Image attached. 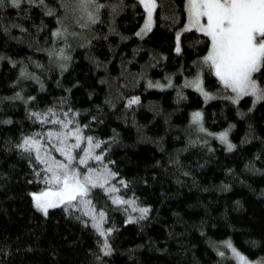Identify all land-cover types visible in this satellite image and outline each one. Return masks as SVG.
Here are the masks:
<instances>
[{"label": "trees", "instance_id": "obj_1", "mask_svg": "<svg viewBox=\"0 0 264 264\" xmlns=\"http://www.w3.org/2000/svg\"><path fill=\"white\" fill-rule=\"evenodd\" d=\"M155 1L144 35L140 0H97L95 22L72 0L0 4V264H237L227 243L264 264V99H233L188 0ZM60 164L89 191L45 215L33 194Z\"/></svg>", "mask_w": 264, "mask_h": 264}, {"label": "snow or ice", "instance_id": "obj_2", "mask_svg": "<svg viewBox=\"0 0 264 264\" xmlns=\"http://www.w3.org/2000/svg\"><path fill=\"white\" fill-rule=\"evenodd\" d=\"M40 2L43 3V0ZM92 2L94 0H80L82 5ZM2 3L3 0H0V4ZM12 3L13 6L18 7L20 0H12ZM140 3L148 10L149 19L142 30L148 31L151 28L152 9L155 5L151 0H140ZM189 13L191 23L211 39V50L204 59L205 62H211V66L215 68V73L224 86L236 92L238 98L241 95H253L256 100L264 99V90L259 89L253 80V73L259 72L264 67V0H189ZM51 14L49 12V15ZM201 17H206V24H201ZM89 19L95 22V18L91 14H89ZM54 35L60 36L62 33L57 31ZM179 51V46H177V52ZM197 87H199L198 82ZM134 102L136 101L131 103ZM199 116V113L194 114V118H199ZM54 123L56 122L54 121ZM221 139H225L223 134ZM77 140H79V136H77ZM88 140L91 143V138ZM38 143L32 137H25L23 143L18 147L30 152ZM96 147L99 145L97 144ZM228 147L231 149L233 146L229 144ZM59 150L63 151V149ZM66 155L69 162L75 159L70 153H66ZM95 158L100 159L99 156ZM85 162L84 158H80L79 163L84 164ZM59 167L64 169L63 177L53 173L51 179L57 184H62L61 191L33 194L35 207L45 215L49 208L57 206L56 203L47 199L48 197L56 196L60 203H71L87 192L85 185L81 184L77 178L78 173L72 172L69 175L66 164H60ZM48 170L52 171L51 167ZM85 179L90 180L91 178L86 176ZM93 187H95L94 184ZM116 202L123 201L117 200ZM147 211L148 209H141L142 213ZM102 217L103 213H101ZM93 227L100 231L101 236L105 235L100 230L99 224H94ZM228 246L231 247L230 244ZM104 249L105 254H108L109 249L106 241ZM233 252L241 264H246L243 256L236 253L235 249Z\"/></svg>", "mask_w": 264, "mask_h": 264}, {"label": "rangeland", "instance_id": "obj_3", "mask_svg": "<svg viewBox=\"0 0 264 264\" xmlns=\"http://www.w3.org/2000/svg\"><path fill=\"white\" fill-rule=\"evenodd\" d=\"M151 2H152L155 6H154V8L152 9L151 28H150V30H151V29L153 28V26H154V13H155V8H156V1H155V0H151ZM70 6H71V7H70L71 10H72L73 8H78V9L80 10V12H81L82 15H79V17H83V16H84V17L89 18V14L92 15V14L96 11V9H97V0H94V2L89 3V4H87V5H82V4L80 3V0H72ZM143 6H144V5H143ZM144 8H145V7H144ZM145 12H146V14H145V20H144V22H143V24H142L140 30L138 31V33H139L140 35H144V34H146V33H148V32L150 31V30H148V31H142V30L145 28V24H146V22H147L148 19H149V17H148V10H147L146 8H145ZM78 13H79V12H78ZM81 19H82V18H81ZM81 19L79 18V20H81ZM200 22H201V24H206V23H207V19H206V17H201ZM186 28H195V29H198L196 26H194V25L191 23V20H190V13H189V0H188V20H187V23H186ZM213 68H214V67H213ZM214 73H215V68H214ZM255 73H256V72H255ZM255 73H253V80L256 82V80H255V78H254V74H255ZM215 74H216V73H215ZM218 79H219V77H218ZM219 80H220V79H219ZM197 82L199 83V87H197V85H196V88H197V90H198L199 92H201V93L203 94V93H204V90H205V87H204L203 81L201 82V81L198 79ZM221 83H222V82H221ZM195 84H196V83H195ZM222 84H223V83H222ZM256 84H257V82H256ZM223 85H224V84H223ZM257 86H258L259 89L264 90V87H263V86H260V85H258V84H257ZM230 89H231V88H230ZM231 90H232V89H231ZM205 92H206V91H205ZM242 96H243V95L239 96V98L242 97ZM251 96H253V95H251ZM232 97H233L234 100L239 99V98L237 97V93L234 92L233 90H232ZM253 97H254V99L256 100V97H255V96H253ZM224 136H225V134H224ZM89 155H90V154L86 155L85 157H87V156H89ZM89 168H90V170H87V172H86V174L84 175V177H86V176H87V177H93L94 180H98V181H101V182H106V180L108 179V177H109V175H110V172H109V170H108V168H107L106 166H105V167L98 168L97 171H95L94 173L92 172V171H93L92 167H89ZM71 173H72V172H71ZM71 173H70L69 175H71ZM77 178L79 179L80 183H81V184H84L85 187L87 188V192H86V194H87L89 188H88L87 185L81 180L82 178L79 177V175H78ZM61 189H62V184H60V185L57 186V187H49V188H46V189L41 190V191H38V192H36V193H34V194L39 195V194H41V193H43V192L57 193V192H60ZM86 194H85V195H86ZM82 196H84V195H82ZM47 199H49L50 201L56 203L57 206L60 205V204H62V203H60L59 198L56 197V196H50V197H48ZM51 208H52V207H51ZM49 209H50V208H49ZM49 209H48V210H49ZM229 244H230V243H227V247H229V246H228ZM230 245H231V244H230ZM229 249H230L232 255L234 256V258H235L237 264H241V261L239 260V258L237 257V255H235L234 252H233V249H235V248L231 245V247H229ZM235 252H236V253H239L240 256H243V257L245 258L246 264H254V263H253L254 261L248 259L245 255H243V254H242L241 252H239L237 249H235Z\"/></svg>", "mask_w": 264, "mask_h": 264}, {"label": "bare ground", "instance_id": "obj_4", "mask_svg": "<svg viewBox=\"0 0 264 264\" xmlns=\"http://www.w3.org/2000/svg\"><path fill=\"white\" fill-rule=\"evenodd\" d=\"M190 82H191V80H190ZM255 101V100H254ZM192 120V119H191ZM233 132V131H232ZM229 137V136H228ZM89 191V190H88Z\"/></svg>", "mask_w": 264, "mask_h": 264}]
</instances>
